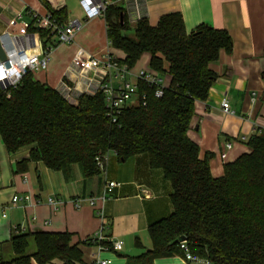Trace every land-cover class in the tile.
<instances>
[{"label": "trees", "instance_id": "16d2710c", "mask_svg": "<svg viewBox=\"0 0 264 264\" xmlns=\"http://www.w3.org/2000/svg\"><path fill=\"white\" fill-rule=\"evenodd\" d=\"M41 2L58 20L67 21L65 9ZM103 17L111 46L126 55L121 63L132 68L149 54L148 66L169 76L163 96L155 97L154 89L139 82L147 104L125 107L112 121L103 93L83 94L71 103L27 74L9 98L0 89V136L6 149L31 146L18 170H27L31 161L64 172L76 164L91 177L102 171L97 157L110 151L120 160L146 153L150 165L162 169L172 185L173 212L148 226L152 247L133 257V263L184 256V237L190 254L211 264H264V130L249 137V151L226 163L220 177L212 175V154L201 159L198 144L188 136L196 101L208 98L217 78L211 63L221 52H232L231 35L207 24L187 33L180 12L161 16L156 26L147 17L133 26L124 8L108 4ZM261 76L264 81V71ZM30 236L36 245L31 255L26 253ZM11 243L18 256L1 264H32V258L38 264H86L68 231L15 232Z\"/></svg>", "mask_w": 264, "mask_h": 264}, {"label": "crops", "instance_id": "0c3cea01", "mask_svg": "<svg viewBox=\"0 0 264 264\" xmlns=\"http://www.w3.org/2000/svg\"><path fill=\"white\" fill-rule=\"evenodd\" d=\"M56 11L65 9L67 21L79 19L82 29L74 41L58 45L52 52L47 71L35 78L55 88L71 59L79 48L95 57L115 53L121 59L126 55L111 46L107 37V24L103 16L87 18L80 0H49ZM125 9L130 23L135 25L141 17H147L156 26L161 16L180 12L187 33L207 24L225 29L233 39L231 53L221 52L219 59L211 63L217 78L204 101H196L188 136L198 144L199 156L211 153L210 168L214 177L224 174L226 163L235 161L248 152L246 141L253 134L264 130V0H106ZM34 10L47 14L41 0H0V33L16 13ZM29 16H27V19ZM149 54H144L134 70L148 65ZM226 98L232 112L225 114L221 108ZM232 147L228 148L227 145ZM31 146L9 152L0 136V260L11 261L18 255L14 252L11 237L15 227H24L22 232H65L72 234V243L80 245L83 261L94 264L97 257L108 259L110 264H211L194 258L186 260L182 255L163 256L133 263V257L146 253L152 247L148 226L173 212L169 180L160 168L150 165L146 153L120 160L111 152L102 171L87 177L79 165L66 172L52 170L40 161H31L25 171H19V162L28 159ZM226 153V158L222 154ZM119 183L106 201L100 197L104 181ZM15 194L31 196L30 200L12 203ZM55 198V204L49 203ZM80 198L81 205L76 206ZM103 212V222L98 213ZM104 224L105 235L121 242L118 251H100L94 244L82 241L93 236ZM139 242L140 244L138 245ZM27 254L36 249L33 236L28 238ZM32 264H38L32 258ZM50 264H63L54 260Z\"/></svg>", "mask_w": 264, "mask_h": 264}, {"label": "built area", "instance_id": "2783aa9c", "mask_svg": "<svg viewBox=\"0 0 264 264\" xmlns=\"http://www.w3.org/2000/svg\"><path fill=\"white\" fill-rule=\"evenodd\" d=\"M80 3L87 18L90 19L103 16L109 4L106 0H80ZM27 16H29L28 19ZM82 26V22L75 18L61 22L50 11L44 15L34 10L16 13L9 20L6 29L0 33V47L5 56V59L0 57V89L3 95L9 98L11 90L16 88L27 74L47 71L53 50L58 45L73 42ZM120 60L121 58L115 53L109 52L99 58L79 48L55 89L71 103H78L79 97L83 94L103 93L108 115L112 121H116L117 116L125 107L147 104V93L140 92L139 82L154 89L155 97L163 96L164 89L169 84L168 75H161L148 65L134 70L133 67H128ZM221 108L225 114L232 112L226 98L222 100ZM227 147L231 148L232 145L229 143ZM108 158L109 152L102 157H97L101 168L104 167ZM222 158H226V153L222 154ZM118 185V182L105 178L103 194L100 197L88 198V202L95 206L97 199L102 202L106 201L108 193ZM30 199L31 196L28 194H15L12 197V203ZM48 201L51 204L57 203L55 198H49ZM80 201V198L76 199L77 207L81 205ZM98 213L103 222L102 209H99ZM105 228L106 226L102 224L100 229L88 239L100 251L120 250L121 242L105 235ZM14 230L16 233L21 232L24 231V227H15ZM105 241L108 244H103ZM180 243L184 251L183 257L186 260L194 259L188 250L186 240ZM94 264L110 263L108 259L97 257Z\"/></svg>", "mask_w": 264, "mask_h": 264}, {"label": "water", "instance_id": "95a60500", "mask_svg": "<svg viewBox=\"0 0 264 264\" xmlns=\"http://www.w3.org/2000/svg\"><path fill=\"white\" fill-rule=\"evenodd\" d=\"M0 57H1L2 59H5L4 52L2 51L1 47H0ZM182 240H185V238L182 237V238H181V241H182Z\"/></svg>", "mask_w": 264, "mask_h": 264}, {"label": "rangeland", "instance_id": "374dc122", "mask_svg": "<svg viewBox=\"0 0 264 264\" xmlns=\"http://www.w3.org/2000/svg\"><path fill=\"white\" fill-rule=\"evenodd\" d=\"M133 26H134V25H133ZM128 34H133V31H130ZM34 75L39 77V76H40V72H35ZM111 152H112V151L109 152V156H110Z\"/></svg>", "mask_w": 264, "mask_h": 264}]
</instances>
